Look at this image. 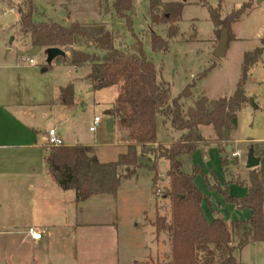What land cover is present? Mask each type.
I'll return each mask as SVG.
<instances>
[{
	"label": "rangeland",
	"instance_id": "rangeland-1",
	"mask_svg": "<svg viewBox=\"0 0 264 264\" xmlns=\"http://www.w3.org/2000/svg\"><path fill=\"white\" fill-rule=\"evenodd\" d=\"M24 0H0V70L11 66H32L27 59L36 62L37 70H42L47 64V55L44 48L33 46L30 37L21 32L20 14L17 11ZM115 0H33L36 8L34 20L53 21L63 26L71 22H80L85 25L104 23L113 33L121 35L116 40V46L122 42L126 48H132L135 35L143 43L147 57L156 66L158 77L168 82L174 97H179L182 110L194 107L197 100L206 96L211 100L222 97H231L243 78L244 54L254 51L256 47H264V0H161L162 2H180L183 4L181 19L177 23L178 30L169 34V24L153 23L151 17V0H134L131 26L127 18L120 17L114 9ZM245 3L251 7L247 14L232 25L233 35L244 38L240 43L230 41L228 53L225 57L214 54L213 38L217 43L227 32L220 27V34L215 32V25L210 14V7H220L221 17L224 18L234 10L241 8ZM15 8V9H14ZM152 27V28H151ZM151 29L161 35L168 42L167 50H154L151 44ZM84 49H87L82 43ZM248 47V48H244ZM79 48V47H77ZM96 49V48H95ZM99 50V49H98ZM264 52V50H263ZM262 52V53H263ZM70 54V52H69ZM60 58V57H58ZM57 58V60H58ZM264 55L261 56V62ZM28 70V69H27ZM89 70L88 65L81 68L59 66L55 61L51 71L45 75L56 74L59 78L70 77L74 86L75 101L78 103L72 123L62 126L66 133H75L81 142L98 144V153L101 159L116 160L118 153L126 152L122 145L121 132L112 115L105 111L115 102L118 89L116 86L90 90L84 77ZM257 79V82H253ZM247 91L258 96L259 108L249 104L248 108L237 112L236 128L231 137L234 139V149H240L241 156L232 162L233 155L224 165L222 160L227 147L232 140H226L221 145L210 143L200 146L186 160L184 169L188 172L197 167L196 185L204 195L202 207L205 216L213 220L218 210L227 222L234 219H247L250 211L239 208L236 203L230 202L222 190L228 191L232 197H244L251 183L252 169L246 166L251 149L261 159L259 170L254 169L260 177L264 176V69L255 65L247 71L245 79ZM189 89L190 93L184 95ZM95 116L102 121L96 132H91ZM170 118L157 119V138L162 143L176 140V129ZM56 123L54 118L47 117L42 122L44 127L48 123ZM202 133L206 138L215 137L214 127L203 126ZM130 139V138H129ZM152 160V161H151ZM139 161L144 165L137 169V174L126 180L120 198V216L123 223L136 218L141 224L145 221V211L151 221L155 220L156 209L161 208L160 214L170 217V199H163L169 185V178L161 174L166 168L162 166L164 159L159 161L156 192H151L152 179L155 176L147 165H151L153 158L140 155ZM168 168V165H167ZM215 186V187H213ZM140 188L138 190L137 188ZM150 221V220H148ZM2 229L0 228V233ZM154 231L150 225L146 230L147 238L154 239ZM2 235H0V264H2L1 250ZM156 243H150L153 249ZM220 255V252H217ZM238 260L244 264H264V251L258 253L257 247H248Z\"/></svg>",
	"mask_w": 264,
	"mask_h": 264
},
{
	"label": "trees",
	"instance_id": "trees-1",
	"mask_svg": "<svg viewBox=\"0 0 264 264\" xmlns=\"http://www.w3.org/2000/svg\"><path fill=\"white\" fill-rule=\"evenodd\" d=\"M250 7V3H245L225 18L221 17L220 7H210L215 32L220 34V27L227 29L229 42L232 41V25L239 22ZM133 8L134 0L114 1L116 13L127 18L130 26ZM182 9L180 2L151 0L152 22L169 24L172 35L178 30ZM35 10L33 0H24L19 6L22 32L30 37L33 46L63 49L66 54L58 58L60 63L74 67L90 63L92 69L88 77L93 90L116 86L118 95L111 114L130 138L127 152L120 154L114 162H101L93 147L82 143H63L50 148L46 161L59 186L65 190L74 189L78 202L97 194L116 196L121 181L134 176L144 165L139 156L151 155L152 165L147 166L156 172L153 178L155 194L159 161L164 159L169 163L166 173L169 185L163 199H170V217L158 213L153 224L157 233H168L172 251L167 262L142 264H239V252L250 243L264 242V179L256 171L252 170L251 185L244 197H232L227 189L222 190L228 201L239 208L250 209V217L230 222L216 217L210 222L202 208L204 195L195 184L199 170L197 167L190 172L184 169L185 158L192 155L200 143L221 144L230 139L231 131L236 128L233 120L237 111L247 102L244 89L247 71L257 62L264 48L245 53L243 78L231 97L209 100L202 96L184 113L179 97L173 96L169 83L158 80L156 66L147 57L139 36L135 35L132 48L124 47L122 42L116 46L121 35L110 32L103 23L85 25L76 21L63 26L53 21L37 22L33 17ZM82 43L87 49L96 48L105 55L77 48ZM151 44L154 50L168 49V42L154 31ZM189 93L187 88L183 94ZM61 101L74 103L73 84L61 89ZM158 115L170 118L175 129L188 133L170 146L158 143ZM201 125H212L217 138H204L198 132ZM156 143L158 145L154 147ZM222 162L227 165L229 160L223 158ZM217 252H220L219 256Z\"/></svg>",
	"mask_w": 264,
	"mask_h": 264
},
{
	"label": "crops",
	"instance_id": "crops-1",
	"mask_svg": "<svg viewBox=\"0 0 264 264\" xmlns=\"http://www.w3.org/2000/svg\"><path fill=\"white\" fill-rule=\"evenodd\" d=\"M222 18L224 17L222 16ZM106 28L113 33L107 26ZM152 31L154 30L151 29ZM20 33H23L22 27ZM242 40H244L243 37L234 35L233 41L236 43H240ZM218 43L214 35V53ZM229 45L230 42L227 45L225 56L228 53ZM79 48L100 56L105 55V52L95 48L84 49L81 46ZM256 48L264 47L258 46ZM44 49L47 55V49ZM263 55L264 52L259 56L257 62L250 67L258 65L264 69V60L260 63ZM55 61H58L57 58L50 67H45L47 64L43 65L42 70H37V66L33 64L24 67L21 65L5 67L0 70V228L2 229L0 235H2V264H142L145 262H167L170 260L172 251L168 233L165 231L157 233L153 224L155 220L149 219L147 211L144 214L145 221L143 224L137 222L136 218H131L127 223H123L119 205L124 182L129 179L121 181L116 196L97 194L85 201L78 202L76 191L61 188L51 173L46 161L50 149L44 141L50 126L57 129L64 144L82 143L90 145L98 159L105 163L117 161L120 154L127 152L129 144V136L125 129L111 114L115 102L109 105L105 113L114 117L121 132L122 145L126 148V152L118 153L116 160L101 159L98 153V144L92 145L81 142L75 133H66L60 129L62 126L74 122V112L78 103L75 98L73 104H64L61 101V89L72 84L70 77L59 78L57 73L50 76L45 75L46 72L52 70ZM85 65H88L89 70L84 80L86 85L91 87L90 90H93V83L88 77L92 67L90 63ZM59 66L74 67L58 61ZM45 68L47 70L44 71ZM158 80L163 81L164 79L158 77ZM257 81V79H253L252 83ZM246 87L245 85L247 102L240 110L248 108L250 103L255 108H259L258 96L251 94ZM183 111L187 113L188 110ZM47 117L54 118L56 123L50 122L44 127L42 122ZM159 117L167 119L163 115H158L157 119ZM203 126L211 125H201L198 128V132L206 138L202 133ZM176 131L178 134L176 140L168 143L158 141V143L170 146L188 133L187 130L176 129ZM233 131L234 129L230 134L233 144L227 147L228 152H224L226 159H229L231 155L235 157V160L231 157L232 162L236 161L242 154L240 149H236L240 151V156H235V151H232L235 143L231 137ZM216 138L217 135L214 138L206 139ZM158 143L153 146L156 147ZM208 145L210 143H200L198 147ZM190 156L185 158V162ZM167 165L169 168L168 161L164 160L162 166L166 169L161 174L163 177H166ZM258 167L254 169L259 170ZM262 178L264 179V176ZM250 185L251 183L248 184V191ZM154 186L152 179L151 192L153 194L155 193ZM137 189L138 192L140 188ZM160 210L161 208L158 206L156 216ZM248 210L251 215V210ZM213 211L215 212L213 220L216 217H222L218 210L213 208ZM150 225L154 229L151 234L155 236L152 240L147 238L145 232ZM30 228H35L41 232V239H32L29 235ZM150 243H156L153 249ZM252 246L257 247L258 253L261 250L264 251V242H253L239 252L237 258L238 256L241 257L244 250ZM238 263L244 264L239 260Z\"/></svg>",
	"mask_w": 264,
	"mask_h": 264
},
{
	"label": "water",
	"instance_id": "water-1",
	"mask_svg": "<svg viewBox=\"0 0 264 264\" xmlns=\"http://www.w3.org/2000/svg\"><path fill=\"white\" fill-rule=\"evenodd\" d=\"M228 43H229L228 32H225L223 34L222 38L220 39L218 46L215 50V53H214L215 56H217V57L225 56ZM65 54H66V52L59 47L48 48L47 49V64H51L56 58L62 57ZM45 70H47V68H45L44 71ZM233 121H234V123L237 122L236 119H234ZM128 139H129V137H128ZM259 165H260V158L257 157L254 153V150L251 149L249 154H248L246 166L248 169H254V168L258 167Z\"/></svg>",
	"mask_w": 264,
	"mask_h": 264
},
{
	"label": "built area",
	"instance_id": "built-area-1",
	"mask_svg": "<svg viewBox=\"0 0 264 264\" xmlns=\"http://www.w3.org/2000/svg\"><path fill=\"white\" fill-rule=\"evenodd\" d=\"M29 61L30 64L36 65V62L34 59L29 58L27 59ZM101 118L99 116H95L94 120H93V125L90 127V131L91 132H96L97 131V126L100 122ZM44 141L46 146L50 149L52 147H56V146H60L61 144H63V139L62 137L59 135L57 129L53 126H50L45 134L44 137ZM235 156H240V151L235 152L234 154ZM156 195L157 192H156ZM29 235L32 239L34 240H39L42 237L41 232H39L37 229L35 228H30L29 229Z\"/></svg>",
	"mask_w": 264,
	"mask_h": 264
}]
</instances>
